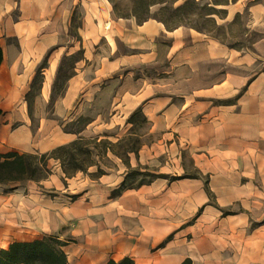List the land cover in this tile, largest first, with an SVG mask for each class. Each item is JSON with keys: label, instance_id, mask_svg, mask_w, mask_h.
<instances>
[{"label": "rangeland", "instance_id": "rangeland-1", "mask_svg": "<svg viewBox=\"0 0 264 264\" xmlns=\"http://www.w3.org/2000/svg\"><path fill=\"white\" fill-rule=\"evenodd\" d=\"M99 1L109 8L111 21L155 19L163 22L167 31H179L172 37L160 34L149 44L135 38L121 40L113 36L111 21L106 20L99 23L103 37L85 44L81 29L87 4L83 2L69 12L58 44L61 54L57 55L54 47L34 68L14 60L17 72L10 77L17 95L11 111L0 115V153L41 155L52 150L43 151L60 131L80 132L73 134L97 138V142H124L103 159L95 156L96 165L86 173L65 178L57 162L50 159L43 180L0 184V250L13 242L47 240L64 252L67 264H80L85 254L100 252L90 238L101 230L102 204L116 200L122 192L152 183L163 189L172 182L200 179L207 190V205L218 209L211 181L229 190L252 178L251 169L237 168L242 164L236 162L235 155L199 153L206 139H200L202 146L198 145L191 128L215 107L229 110L237 97L229 91L206 92L208 77L213 81L214 76L217 80L232 74L242 91V85L264 70V0H239L227 8L214 7L227 0H88ZM184 28L220 44L221 60L200 61L203 47L185 41L181 36ZM184 48L194 52L191 68L183 65ZM80 70H85L82 88L70 104L63 98L71 77ZM4 127L7 132L2 135ZM129 148L135 152L126 154ZM97 165L102 176L95 175ZM219 210L226 216L241 207L233 204ZM120 212L125 229L132 221L134 227L146 229L156 220L160 223L157 228L164 230L180 226L181 219L174 218L176 224L169 225L165 222L168 217L137 206ZM253 213L254 260L264 264V203H255ZM184 222L180 227H191L196 218ZM88 225L96 232L86 230ZM151 252L166 257L165 242ZM233 252L227 251L226 256ZM113 256L107 252L100 263L113 260Z\"/></svg>", "mask_w": 264, "mask_h": 264}, {"label": "crops", "instance_id": "crops-1", "mask_svg": "<svg viewBox=\"0 0 264 264\" xmlns=\"http://www.w3.org/2000/svg\"><path fill=\"white\" fill-rule=\"evenodd\" d=\"M83 2L87 5L81 29L82 38L85 44H93L95 39L103 37L99 23L111 19L110 10L103 1L94 3L88 0H0L1 114L11 111L17 95L11 85L13 79L10 77V74L17 72L14 60L18 58L21 65L28 63V68H34L38 60L45 57L47 51L54 47H57L54 52L61 54L62 48L58 44L62 40L69 12L77 5H83ZM238 3L239 0H227L225 3H216L214 7L227 8ZM111 24L113 36L127 40L141 39L148 44L160 34L172 37L179 31V28L167 31L164 25L155 19L141 23L131 19L117 20L111 21ZM184 31L181 36L185 41L193 43L196 47H203L199 52L204 54L200 61L210 63L221 60L223 54L220 44L204 39L206 36L198 31L191 33L194 30L189 28H184ZM183 42L182 40L181 43ZM193 53L189 48L181 50L185 60L183 65L187 64L191 68ZM85 56V63L88 65L89 58ZM84 72L85 70H80V76L76 72L71 77L63 100H69L70 104L75 101L82 88L80 80ZM215 77L213 81L208 77L206 92L221 94L223 91H229L237 94V97L235 102L230 104L229 110L222 111L215 107L203 114L191 128L193 133L197 134L198 145L202 146L200 139H206L199 153L235 155L236 162L242 164L237 168L251 169L252 178L229 190L217 187L211 181L210 191L215 197L218 209L207 205V190L200 179L172 182L163 189H160L161 185L158 183H152L124 191L116 200L102 204L100 231L96 232L90 225L86 226V230L96 232L90 242L95 244L100 252L85 254L80 259V264L90 261L101 264L100 260L104 259L107 252L117 256V259L113 256L114 261L130 257L139 264H152L153 260L154 264H181L185 259L191 260L193 264H255L251 219L254 217L255 203H264V70L242 85L241 92L236 76L230 74L217 80ZM6 132L7 127H4L2 135ZM75 138L73 133L57 132L55 141L43 151L67 144ZM233 204L239 205L241 210L223 216L219 209ZM130 206H137L140 210L155 213L157 216L168 217L165 222L169 225L176 224L175 218L181 219V226L185 219L194 216L196 225H178L177 229L164 230L157 228L160 223L156 220L146 229L134 227L132 221L131 227L125 229L123 225L126 222L120 211ZM211 223L212 225H209ZM262 227L264 228V224ZM163 242L166 257L161 258L160 254L151 251ZM229 250L234 251L232 256H226Z\"/></svg>", "mask_w": 264, "mask_h": 264}, {"label": "trees", "instance_id": "trees-1", "mask_svg": "<svg viewBox=\"0 0 264 264\" xmlns=\"http://www.w3.org/2000/svg\"><path fill=\"white\" fill-rule=\"evenodd\" d=\"M161 23L165 26L163 22ZM1 62L2 49L0 46V64ZM97 140V138L77 136L75 140L57 146L41 155L17 152L0 153V184L12 185L32 180L39 182L48 173L47 163L50 159L57 162L65 178H71L78 172L86 173L91 166L96 165L95 156L103 159L109 151L114 153V148L124 142V140H120L112 144L106 140L99 142ZM134 152V148H129L126 154ZM95 175H103V171L98 165ZM122 185L126 186L125 181L122 182ZM0 264H67V260L64 252L52 247L47 240H34L13 242L7 249L0 250ZM104 264L135 263L131 258L125 257L119 261L108 260ZM181 264H192V262L185 259Z\"/></svg>", "mask_w": 264, "mask_h": 264}]
</instances>
